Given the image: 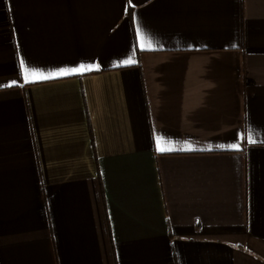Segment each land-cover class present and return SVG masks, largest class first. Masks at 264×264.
Listing matches in <instances>:
<instances>
[{
  "label": "crops",
  "instance_id": "0c3cea01",
  "mask_svg": "<svg viewBox=\"0 0 264 264\" xmlns=\"http://www.w3.org/2000/svg\"><path fill=\"white\" fill-rule=\"evenodd\" d=\"M0 264H264V0H0Z\"/></svg>",
  "mask_w": 264,
  "mask_h": 264
},
{
  "label": "snow or ice",
  "instance_id": "6c2138e0",
  "mask_svg": "<svg viewBox=\"0 0 264 264\" xmlns=\"http://www.w3.org/2000/svg\"><path fill=\"white\" fill-rule=\"evenodd\" d=\"M142 46H144V45H142ZM147 47H149V48H151V44L150 43H148L147 45H146ZM132 62H134L133 60H128L127 61V63H132ZM23 66V65H22ZM83 70H86V69H79L78 71H83ZM60 74H62V75H67V74H69V73H60ZM29 76H31L32 78H34V79H49L50 77H48V76H44V75H42V74H39V73H37L35 70H30L29 68H27V67H25L24 68V77H25V82H30L29 81ZM231 147H233V148H237L238 147V145H232ZM168 150H170V149H164V148H161L160 149V151H168Z\"/></svg>",
  "mask_w": 264,
  "mask_h": 264
}]
</instances>
